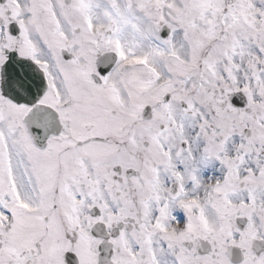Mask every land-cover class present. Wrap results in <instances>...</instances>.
Instances as JSON below:
<instances>
[{
	"label": "snow or ice",
	"instance_id": "1",
	"mask_svg": "<svg viewBox=\"0 0 264 264\" xmlns=\"http://www.w3.org/2000/svg\"><path fill=\"white\" fill-rule=\"evenodd\" d=\"M0 264H264V0H0Z\"/></svg>",
	"mask_w": 264,
	"mask_h": 264
}]
</instances>
